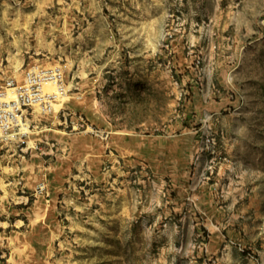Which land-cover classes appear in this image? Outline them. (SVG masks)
Listing matches in <instances>:
<instances>
[{"label": "rangeland", "instance_id": "obj_1", "mask_svg": "<svg viewBox=\"0 0 264 264\" xmlns=\"http://www.w3.org/2000/svg\"><path fill=\"white\" fill-rule=\"evenodd\" d=\"M33 66L68 92L0 142V264H264V0H0Z\"/></svg>", "mask_w": 264, "mask_h": 264}, {"label": "built area", "instance_id": "obj_2", "mask_svg": "<svg viewBox=\"0 0 264 264\" xmlns=\"http://www.w3.org/2000/svg\"><path fill=\"white\" fill-rule=\"evenodd\" d=\"M62 68L33 66L20 83L7 80L0 86V142L23 143L30 135L33 116L54 113L55 104L66 94Z\"/></svg>", "mask_w": 264, "mask_h": 264}, {"label": "bare ground", "instance_id": "obj_3", "mask_svg": "<svg viewBox=\"0 0 264 264\" xmlns=\"http://www.w3.org/2000/svg\"><path fill=\"white\" fill-rule=\"evenodd\" d=\"M63 104H64V103H63ZM61 106H62V104H60V105L58 104V105L56 106V108H55V112H57ZM53 131H54V130H53ZM31 135H35V136L38 137L39 135H41V132H39V131H38V132H35V133L32 132ZM31 143H32V142H31Z\"/></svg>", "mask_w": 264, "mask_h": 264}]
</instances>
